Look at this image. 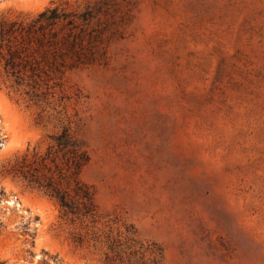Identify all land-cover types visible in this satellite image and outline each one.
Here are the masks:
<instances>
[{
	"label": "rangeland",
	"instance_id": "rangeland-1",
	"mask_svg": "<svg viewBox=\"0 0 264 264\" xmlns=\"http://www.w3.org/2000/svg\"><path fill=\"white\" fill-rule=\"evenodd\" d=\"M53 6L94 38L55 111L0 80V264H264V0H0V21ZM64 126L84 219L5 173Z\"/></svg>",
	"mask_w": 264,
	"mask_h": 264
},
{
	"label": "trees",
	"instance_id": "trees-1",
	"mask_svg": "<svg viewBox=\"0 0 264 264\" xmlns=\"http://www.w3.org/2000/svg\"><path fill=\"white\" fill-rule=\"evenodd\" d=\"M92 18L88 9L77 15L53 6L30 19L0 21V80L5 88L27 103L55 111L60 106V74L88 61L87 46L95 30L87 24ZM47 140L43 152L28 147L5 173L45 194L64 218L93 216V194L81 180L89 164L84 143L66 126Z\"/></svg>",
	"mask_w": 264,
	"mask_h": 264
}]
</instances>
